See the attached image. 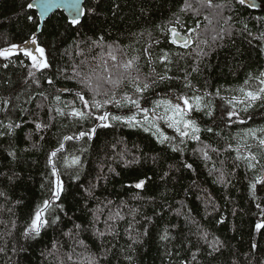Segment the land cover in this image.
Returning <instances> with one entry per match:
<instances>
[{
    "label": "trees",
    "instance_id": "16d2710c",
    "mask_svg": "<svg viewBox=\"0 0 264 264\" xmlns=\"http://www.w3.org/2000/svg\"><path fill=\"white\" fill-rule=\"evenodd\" d=\"M30 1L0 0V48L22 43L35 33L50 62L48 69L36 73L39 85L31 79L24 84L28 69L18 61L7 69L0 67V99L11 101L0 110V248L4 249L0 264H89L90 260L96 264H264V229L255 228L264 220L256 207L259 203L264 208V183L257 184L254 192L250 188L257 176L264 178V147L258 140L264 133L247 134L249 129L264 128V101L253 102L247 111V102L240 103L241 88L261 87L259 80L249 77L264 71V40L259 38L264 33V0H254L256 7L232 0L223 9L189 0L198 13L181 12L184 0H86L87 14L80 24L71 25L58 10L39 32L37 12L27 7ZM227 3L213 0V5ZM199 19L200 25L190 31ZM171 26L190 33L192 44L175 45L167 31ZM221 27H231V35L221 39ZM201 49L208 55H199ZM133 57L137 59L132 69L125 70L123 64ZM48 78L53 84H48ZM84 78L90 79V87L81 83ZM109 78L120 82L113 85ZM134 78L149 87L137 93ZM78 92L90 102L111 101L97 114H135L143 121L147 109L159 132L173 139L161 144L156 128L144 131L110 120L112 126L98 127L91 139L63 141L65 135L99 123L70 115L73 108H83ZM30 96L34 99L25 103ZM125 96L137 99L140 109ZM179 96L189 97L193 104L194 96L203 97L202 110L186 116L200 128L199 140L184 138L181 143L174 129L160 119L165 108L155 102L175 103ZM57 108L66 115H58ZM230 110L238 113L231 121L226 116ZM10 122L20 124L11 134ZM36 123L48 127L37 130ZM61 142L64 149L55 160L66 191L47 214L49 219L58 215L60 221L43 229L39 238L26 239L23 232L36 206L49 195V154ZM169 144L181 151H172ZM9 151L16 153L15 159ZM250 154L260 161L254 169L245 159ZM73 156L82 161L79 169L68 167ZM221 172L226 183L219 179ZM77 174L79 179H74ZM139 179L147 181L142 189L134 187ZM61 203L63 211L57 206ZM166 229L169 239L161 240ZM204 233L208 242L218 238L222 245L218 251L209 247ZM130 235L141 242L133 243Z\"/></svg>",
    "mask_w": 264,
    "mask_h": 264
},
{
    "label": "snow or ice",
    "instance_id": "6c2138e0",
    "mask_svg": "<svg viewBox=\"0 0 264 264\" xmlns=\"http://www.w3.org/2000/svg\"><path fill=\"white\" fill-rule=\"evenodd\" d=\"M56 2V0H36V3H29L27 7L29 9L33 7H38L40 10V16L43 17L45 16L52 8L53 4ZM64 6L66 10L69 12V14L72 16V19L70 21L71 25H78L81 23L80 17L83 15H86V11L82 9L81 6V0H63ZM203 3H206L209 8L216 7L218 9H223L225 7H228L231 3L232 0H228L227 4H217L213 5V0H203ZM235 3L239 4L240 6H248V7H256V4L253 2V0H235ZM188 10H192L196 13H198V9H193L192 5L189 3V0H184V6L180 9L181 12H187ZM207 19V17H205ZM29 19H32L31 16H29ZM231 20V16L227 17L224 20L225 24H228V22ZM175 23L179 24L180 23V17L179 15H176L175 17ZM163 27V26H161ZM245 28H247V25H244ZM168 32L171 33L173 36V43H175L176 39H184V37H181L180 34L175 30V28L167 29ZM231 35V27L229 28H224L221 27L220 33L218 35L220 36L221 39H223V35ZM260 39L264 40V33L260 34ZM103 37H101V40ZM188 39H191V37H188ZM215 39V37L213 38ZM206 43V41L204 42ZM185 46L188 44V40H184ZM199 55L202 56H207L208 53L204 52L203 49L200 50L198 53ZM108 55L110 58L115 61L117 57L109 51ZM13 57L16 59L13 60ZM0 58H2L6 63H3L0 65V67H3L7 69L9 65H15L16 62H19V65L21 67H26L28 69L27 77L24 80V84L27 85L29 79L32 80V83L39 85V79L36 77L37 72H43V70H46L50 67V62L47 59L46 56V49L38 43V36L33 33L29 38L24 39L22 43L16 44L12 43L7 47H2L0 48ZM167 54L165 53L163 59L167 60ZM136 57H133L132 59L126 61L123 64V68L125 70H130L133 67V63L136 60ZM25 61H28L29 63H25ZM35 69V71H33ZM198 69L194 68L193 71H197ZM165 76H161L160 79L163 80L165 79ZM138 78H134L133 82L135 84V91L137 93H143L149 85L147 83L143 84V86H140L139 83H137ZM186 79V78H185ZM249 79H257L259 80V84L261 87H259L257 90H245L244 88H241L240 91L244 94V99L240 101V103H245L247 102V106L245 107V111H247L248 107L252 106L253 102L256 101H264V71L260 72L259 76L257 77H252L250 75ZM48 84L51 85L53 84V80L51 78H48L47 80ZM109 83H112L113 85H118L119 80H112L109 78ZM81 83L84 84L85 86L90 87V79L89 78H84L81 80ZM248 83V80L245 81V84ZM30 87V85H29ZM185 87H191L190 83H186ZM39 95L43 96V93H39ZM107 95V93H106ZM205 95H209L208 93H205ZM216 95H219V90H217ZM76 96L78 99L81 101L83 108L82 109H75L73 108L70 115L80 121H86L90 119H94L98 121L99 123L95 127H91L87 130H80L78 133L73 134V135H65L63 137V141H70V140H80L85 137L88 139H91L97 131V128H108L111 127L112 125L109 123V121H114V122H119L123 123L129 127H136L140 126L144 128V131H151L153 128L157 129V132L159 133V143L164 144L165 142L170 141L173 138H170L166 135H164L163 132H159L158 126L153 122L149 120L148 116V110L143 109L144 111V118L143 121L138 120L136 118V115H131L127 117H122V116H116V115H110L108 112H103L101 114H97L100 112V110L108 103L111 101L105 100L103 103L93 99L91 102L87 99H85V96L82 93H76ZM19 99V95L16 97ZM47 97H45L46 99ZM31 99H34L33 96H30L28 100L25 101V103H28L31 101ZM55 99L57 101L60 100L59 96H56ZM115 99L114 94H113V100ZM192 99L195 100V104H193L189 97L187 96H179L176 98L177 102H173L172 100H164V101H156V107L164 106L165 108V115L163 117H160V119H164L167 122V125L169 128L174 129V131L178 134V136L181 138L180 142H184V138H191L194 140H199V136L197 133H199L200 128L198 127L197 123L195 120L192 119H186V116L189 112L191 111H199L201 109V101L203 97L201 96H194ZM125 100L130 103L131 105H134L137 109H140V104L137 99H132L131 97L125 96ZM182 101V103L180 102ZM10 98H3L0 99V103L3 104L4 108L0 110H6L10 104ZM117 105H119V101H115ZM227 103L231 105L233 103L232 100H228ZM38 107L40 105H37ZM23 111H27L26 109H22ZM51 111V109H50ZM58 115H66L62 109L57 108L55 109ZM155 111V109H153ZM170 113V115H169ZM206 114H211V112H208ZM238 113L234 110H230L226 112L227 119L229 121L232 120L233 117L237 116ZM243 122V121H241ZM3 122L0 121V124ZM147 125V126H145ZM20 127V124H13L9 123L7 125V128L9 130V134L12 133L14 128ZM35 127L37 130H41L42 128L48 127V125H42L41 123H36ZM209 132L212 131L211 128L207 129ZM257 131L264 133V128L256 130V129H249L248 130V135H251L253 137H256ZM259 145L261 147H264V137H259ZM169 147H171L172 151H181L177 146L169 144ZM64 149V143L61 142L59 144V147H57L55 150L51 151L48 157V165L50 167V173H49V180L48 184L49 187L47 189L48 191V198L42 201L41 205H37L35 208V211L30 219V223L26 226L23 235L26 239H37L40 237L41 232L43 229L47 227H51L53 225H56L60 221V217L54 216L53 218L49 219L48 218V212L50 207L54 204V202L61 201L63 193L66 191L65 189V184L64 181L61 178V173L59 169L57 168L56 165V160L55 158L57 157L58 153H60ZM9 156H11L13 159L16 158V153L14 151H9L8 153ZM204 158L208 159L207 152H204ZM240 156H237V159H239ZM245 159L249 160V168L254 169L256 164H259L260 161L257 159L255 154H250L249 157H245ZM255 162V163H253ZM186 168L191 169L192 165L191 164H185L184 165ZM68 167H76L79 169L82 167V161L79 156H73L71 159V163L68 164ZM264 167V166H262ZM167 175V173H165ZM74 179H79V175L77 174ZM221 183H226L224 173H220L219 177ZM145 179H139L134 187L137 189H142L145 184H146ZM264 183V178L257 176L254 182L250 183V188L254 192L256 189L257 184H262ZM41 187L43 188L44 185L42 184ZM0 195H3V193H0ZM61 211H63V205L62 203L57 205ZM258 209H261L262 214H264V208L261 207V205L258 203L256 205ZM119 215V213H117ZM111 219V217H109ZM76 229H79L81 226L76 225ZM256 230H262L264 229V220L257 222L255 224ZM131 231V229H129ZM100 236H103L104 233H99ZM144 235H147V231L145 230ZM207 233H204L203 238L207 241ZM130 239L133 240V243H139L141 242L138 239H133L131 235L129 236ZM161 240H168L169 239V234L167 232V229L165 232L161 235L160 237ZM82 243V241H81ZM209 247L213 249V251H218L219 247L222 246L221 242L218 240V238L213 239L212 241L208 242ZM4 249L0 248V252H3ZM195 254H193V259H195ZM129 260H131V257H128ZM89 264H96L95 260H90Z\"/></svg>",
    "mask_w": 264,
    "mask_h": 264
},
{
    "label": "water",
    "instance_id": "95a60500",
    "mask_svg": "<svg viewBox=\"0 0 264 264\" xmlns=\"http://www.w3.org/2000/svg\"><path fill=\"white\" fill-rule=\"evenodd\" d=\"M85 2H86V0H81V6H82V9H83V10H85V5H84ZM253 2H254V1H253ZM30 3L35 4V3H36V0H31ZM254 3H256V4L258 5L257 2H254ZM33 8H35V10H36V12H37V15H38V17H39V26H38L37 32L40 31L41 27H42L43 24H44V21H45L50 15H52L54 12H56V11H58V10H62V11L65 13V15L67 16V18H68L69 21H71V19H72V16L69 14V12L66 10V8H65V6H64L63 0H56V2L53 4L51 10H50L45 16H43V17L40 16V10H39L38 7H33ZM82 18H83V16L80 17V20H81ZM200 21H201V20L199 19V20L197 21L196 26L192 27V28L190 29V31L194 32V31L196 30V28L200 25ZM171 28H173V27H170V29H171ZM179 34H180V33H179ZM180 36H181V37H184V39H176V41H175L174 44L185 47V44H184V40H185V39L188 40V44H187V46L191 44L192 39H188V37H191L189 33H187V35H182V34H180ZM170 39H171V41L173 42V39H174V38H173V36L171 35V33H170Z\"/></svg>",
    "mask_w": 264,
    "mask_h": 264
},
{
    "label": "rangeland",
    "instance_id": "374dc122",
    "mask_svg": "<svg viewBox=\"0 0 264 264\" xmlns=\"http://www.w3.org/2000/svg\"><path fill=\"white\" fill-rule=\"evenodd\" d=\"M16 44H20V43H16ZM7 47V46H6ZM169 115H170V113H169Z\"/></svg>",
    "mask_w": 264,
    "mask_h": 264
}]
</instances>
